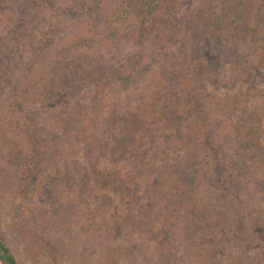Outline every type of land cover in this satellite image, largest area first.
I'll return each instance as SVG.
<instances>
[{
  "label": "rangeland",
  "instance_id": "obj_1",
  "mask_svg": "<svg viewBox=\"0 0 264 264\" xmlns=\"http://www.w3.org/2000/svg\"><path fill=\"white\" fill-rule=\"evenodd\" d=\"M220 1L213 0L210 3L212 16L209 17L217 22L214 16L222 14V22L225 21V27L232 31L237 24L233 20L235 17L231 18L230 14L233 16H238L239 12L242 14L252 1L224 0L225 5ZM234 1L239 4L238 9L231 6ZM48 2L38 0L36 5H32L29 0H0V230L5 239L22 264H194L189 259L192 256L188 247L189 241H185L189 235L180 230L185 231L189 224L190 229L196 228V224L199 223L197 218L190 222L191 211L188 202H183L186 205L179 206V209L168 207L169 213L165 220L162 214L159 215L162 217V223L173 231L175 239H162L161 243L149 249L142 237V233L148 230L146 224L144 225L147 222L145 218L161 212L159 203L162 200L169 198V194L187 198L185 192L179 194L181 190L178 187L183 181L180 167L188 166L190 170L191 167L182 160L185 154L181 149L168 147L165 138L169 133H175L174 135L181 140V143H176L180 148L192 140L194 136L190 123L194 115L192 112L188 115L184 111L181 112L182 117L177 122L175 119L173 121L168 119L156 134L151 148L146 147L147 153L144 158L135 159L136 155L123 151L119 158H111L106 162L107 169L100 165L84 167L76 145L70 147L73 150L66 151L65 154L62 152L65 158L59 159L56 149L60 152L61 148L55 144L49 151L50 156L41 154V157H44L40 162L37 178L29 185L25 203L23 205L20 203L14 183L19 166L26 157L25 147L21 148L18 142L25 120L21 115L23 113L19 107L20 101L23 102L25 112L34 117L37 126H46L47 131L51 133L59 132L58 137L56 136L58 143L63 139L60 129L63 122L58 117L67 121L63 129L71 130L72 142L77 141L78 134L76 127L73 126V119L79 111L78 107L85 106L89 96L92 97L90 94L94 89V84L90 82L92 75H89L88 81L87 74L101 70L103 73L100 71L98 75L110 83L114 77L117 83L113 85L117 90L121 89V95H118L121 102L122 98L128 96L129 99L134 98V92L137 90L132 82L126 89L122 83L120 87L118 86L124 75L125 60L128 64L127 49H115L106 57H102L96 51H92L93 46L84 39H81V43L86 47L83 49L73 42L70 43L68 39L77 21L73 14L66 11L72 2L54 0V7ZM215 12L217 13L214 15ZM196 18L189 13L183 27L176 26L179 31L183 30V33L177 31L170 39L174 72L179 76L186 67V58L192 52L198 54L199 60L207 62L208 71L204 75L207 77H202L203 72L199 71L194 81L204 84L217 95L225 94L231 99L234 98L232 96H238L242 103L261 109L263 115L260 122L264 134V95L261 94L264 80L258 78L257 71L253 72L255 80L251 78L250 82L243 80L242 77L235 79L238 76L237 68L248 53L250 54L249 50L253 49L250 40L243 37V34L238 35L239 39L230 37L227 40L217 35L206 42L202 33L203 17L199 21ZM258 19L259 17L255 15L254 22ZM253 25L254 23L247 25L251 33ZM207 27L211 28L210 24ZM45 36L51 37L52 41L49 42L45 53L38 55V49ZM220 39L225 41L220 43ZM153 43L147 42L142 52L152 49ZM204 43L207 44V48ZM220 47L226 48L221 51ZM239 55L242 56L240 61H237L239 63H235L227 70V66L233 64ZM30 61H33L37 71L36 77L40 76L38 78L40 80L31 87L37 89L42 85L39 98L25 95L27 91L22 89L23 73ZM51 70H57L58 75L65 76L64 80L68 78L67 80L76 84L81 82V85L73 87L68 99L69 104L62 108V111H58L55 103L53 107L46 109L47 113L44 114L43 109L39 108H47V102L53 101L49 96L55 92L54 87L59 85V81L49 74ZM223 78L226 82L225 87L222 86L225 85L222 84ZM168 115H171L170 110ZM108 125L102 126L103 129L105 127V131L109 130ZM51 133L49 134L52 135ZM106 134L110 139L111 134ZM197 140L201 143V138ZM192 160L199 161L200 157L193 155ZM230 170L235 173L234 169ZM64 173L71 174L83 188L79 192L70 191L69 195L60 194L61 197L56 200L49 193L53 194V191L58 190L63 184ZM227 181L233 182L229 178ZM248 181L252 182L249 179ZM249 198L247 195L241 203L246 205L251 200ZM220 203L222 205L218 208L237 206L231 195H228L227 199L222 198ZM140 211L143 212L139 213ZM139 218L142 223L139 222ZM242 228L240 224L234 229L235 235L225 236L229 244L220 245L218 248L219 250L222 248L221 254H227V260L219 259L221 256L219 255V260L214 264L223 261L227 264H264V254L258 247L247 248V243L251 240L257 241V238ZM166 230L168 229H165V232ZM204 236H206L204 247L201 251L200 249L196 251L205 260H214L216 257L209 235ZM229 239L235 241L230 252ZM46 246H50L56 254L55 260L48 256ZM194 249L192 247V250Z\"/></svg>",
  "mask_w": 264,
  "mask_h": 264
},
{
  "label": "trees",
  "instance_id": "obj_2",
  "mask_svg": "<svg viewBox=\"0 0 264 264\" xmlns=\"http://www.w3.org/2000/svg\"><path fill=\"white\" fill-rule=\"evenodd\" d=\"M48 1V4L54 7V0ZM67 1L72 4L66 8V11L77 19L72 27L69 42L83 49L86 47L81 43V39H84L93 46L92 51H96L102 57H106L115 49H127L128 64L127 60L123 63L126 73L124 71L120 82L117 80L120 83L118 86L120 87L122 83L123 88L126 89L132 82L137 90L134 92V98L129 99V96H126L127 98H122L121 102L120 96L118 97L119 94L121 95V89L117 90L113 85L117 83L114 77L110 83L98 75L101 70L87 74L88 81L89 75H92L90 82L94 84V89L90 94L92 97L89 96L85 106L78 107L79 111L73 119V126L76 127L78 134L77 141L72 142L71 130L63 129L67 121L58 117L64 123L60 127L63 139L58 143L56 136L58 137L59 132L51 133L47 131L46 126H37L34 117L25 112L23 102L19 100V107L23 113L21 115L25 120L21 126L18 142L21 148L26 149L24 150L26 157L23 158L14 180L20 203L22 205L25 203L29 185L37 178L40 162L44 157H41V154L50 156L49 151L55 144L61 148L60 152L56 149L59 159L65 158L63 154L73 150L70 147L76 145L84 167L100 165L106 168V162L111 158H119V154L123 151L133 153L136 155L135 159L144 158L147 148H151L156 134L168 119L171 121L175 119L177 122L182 117L181 112L184 111L187 115L192 112L194 113L190 121L194 130L192 140L184 143L180 148L176 143H181V140L174 135L175 133H169L165 138L168 147L181 149L185 154L182 160L191 167V170L187 168L188 166L180 167L183 181L178 187L181 190L179 194L185 192L187 198L169 194V198L166 197L159 203L161 212L145 218L147 222L144 225L146 224L148 230L142 233V237L147 247L152 248L161 243L162 239H175L173 231L162 223V217L159 215L162 214L165 220L169 213L168 207L175 210L188 202L191 211L190 222L194 218L199 222L196 228L190 229L189 224L185 231L180 229L182 233L189 235L185 240L189 241V249L195 248V251L190 250L191 263L214 264L221 258H225L226 261L227 254H221L222 248L219 250L218 247L229 244L226 235H235L234 229L240 224L244 230L251 232L257 238V241L248 242L247 248L258 247L264 254V205L262 206L264 204V134L260 122L263 112L261 109L250 107L248 103H242L238 96H232L234 98L231 99L225 94L217 95L208 90L204 84L195 82L194 79L199 71L203 72L202 77L208 71L207 62L199 60L200 56L195 52L186 58L184 73L178 76L172 67L174 57L170 43L174 33L177 31L183 33V30L179 31L176 26L183 27L189 13L194 18L197 17V21L203 17L202 33L205 34L203 37L206 42L217 35L227 40L230 37L239 39L238 35L243 34V37L250 40L253 49L249 50L250 54L248 53L237 68L238 76L235 79L242 77L243 80L250 82L251 78H255L253 72L257 71L258 78L264 80V0H251L252 4L250 3L242 14L239 12L241 15L230 14L231 18L235 17L233 20L237 24L232 31L225 27V21L222 22V14L219 16L217 12L214 13L217 22L209 17L212 16L209 5L213 0H65ZM29 2L36 5L38 0H29ZM220 2L226 4L224 0ZM232 4L233 8H239L236 1ZM257 7L260 8L256 10ZM255 15L259 17L256 22H254ZM249 23H254L251 28L254 34L247 29ZM209 24L211 28L207 27ZM225 40L220 39V43ZM51 41V37H44L38 55L45 53ZM147 42H154V46L142 52ZM204 46L206 47L207 44L204 43ZM223 48L226 47L222 49L220 47L221 51ZM241 57L239 55L234 63L232 62L233 64L228 62L230 65L227 66V70L235 63H239L237 61H240ZM32 62L26 65L23 73L22 89H26L25 95L39 98L42 85L37 89L31 88L37 80H40L38 79L40 76L36 77L37 71ZM58 73L57 70L49 72L56 81H59V85L54 87L55 92L49 96L53 101L47 102V108H39L43 109L44 114L47 113L46 109L53 107L55 103L58 111H62V108L69 104L68 99L73 87L81 85V82L76 84L67 80L68 78L64 80L65 76ZM222 80V84L225 85H221L225 87V78ZM261 94L264 95V89ZM107 124L109 130L105 131V127L103 129L102 126ZM186 128L189 129L188 126ZM106 133L111 134L110 139ZM198 138H201V143L200 140L198 142ZM193 155L199 156L200 160L193 161ZM230 169H234L235 173ZM228 178L233 182L227 181ZM248 179L252 182L249 183ZM81 185L71 174L64 173L63 184L49 195H53L57 200L63 194L69 195L70 191L79 192L83 188ZM228 195L234 197L237 206L218 208L222 205L220 203L222 198L227 199ZM247 195L251 200H247L249 202L243 205L241 201ZM139 222L142 223L140 218ZM165 229L168 230L165 232ZM204 235H209L213 254L216 257L214 260H205L196 251L197 249L201 251L204 247V237H206ZM229 240L230 252L235 241ZM46 249L48 256L55 260L56 254L52 248L46 246ZM219 255L221 256L218 259ZM0 259L6 264H22L5 239L2 230H0ZM225 261L220 264H227Z\"/></svg>",
  "mask_w": 264,
  "mask_h": 264
},
{
  "label": "water",
  "instance_id": "obj_3",
  "mask_svg": "<svg viewBox=\"0 0 264 264\" xmlns=\"http://www.w3.org/2000/svg\"><path fill=\"white\" fill-rule=\"evenodd\" d=\"M0 264H6V263H4V262L0 259Z\"/></svg>",
  "mask_w": 264,
  "mask_h": 264
}]
</instances>
